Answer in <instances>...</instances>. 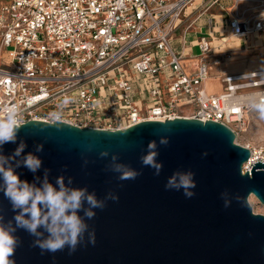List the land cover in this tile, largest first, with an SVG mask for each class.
Wrapping results in <instances>:
<instances>
[{"label":"built area","instance_id":"obj_1","mask_svg":"<svg viewBox=\"0 0 264 264\" xmlns=\"http://www.w3.org/2000/svg\"><path fill=\"white\" fill-rule=\"evenodd\" d=\"M192 1L0 0V112L15 104L24 123L106 130L197 118L225 124L237 137L264 96V70L225 73L223 91L208 93L209 43L201 39L189 69L172 43ZM229 27L236 37L264 31V0L251 18L235 13ZM230 58L221 51L215 63ZM240 145L250 150L243 172L264 162V147Z\"/></svg>","mask_w":264,"mask_h":264},{"label":"water","instance_id":"obj_2","mask_svg":"<svg viewBox=\"0 0 264 264\" xmlns=\"http://www.w3.org/2000/svg\"><path fill=\"white\" fill-rule=\"evenodd\" d=\"M161 136L168 138V145L159 144ZM21 141L27 145L22 155L31 152L42 160L35 174L25 167L16 169L22 180L31 183L35 175L42 181L47 169L54 185L58 176L63 175L66 184L71 176L72 187H87L98 199L112 192L118 200L94 209L95 217L86 222L95 244L86 233L71 255L67 248L42 254L32 246L34 238L18 229L15 264H264V213L254 212L249 201L253 195L264 205V162H254L243 172L250 150L236 143L229 126L177 117L106 130L29 120L16 143L4 144L0 152L11 155ZM150 141L157 142L156 160L162 164L158 176L140 159ZM38 144H43L42 152H36ZM102 151L109 155L101 157ZM113 155L118 156L115 163L140 174L119 180L108 170ZM176 171L194 173L191 198L183 189L166 190ZM0 215L5 222L14 215L2 192Z\"/></svg>","mask_w":264,"mask_h":264},{"label":"clouds","instance_id":"obj_3","mask_svg":"<svg viewBox=\"0 0 264 264\" xmlns=\"http://www.w3.org/2000/svg\"><path fill=\"white\" fill-rule=\"evenodd\" d=\"M251 107L264 118V96L255 100ZM23 123L18 105L10 104L0 112V148L6 143H16ZM168 143L166 136L160 137V145L166 146ZM26 146L21 141L11 155L6 156L0 152V192L9 201L14 213L12 219L7 222L4 221L3 215H0V264H15L12 257L20 243L15 235L18 229L26 231L34 238L32 246L38 247L42 254L56 253L67 248L71 255L84 241L86 233L88 242L94 245L95 235L94 232H89L86 221L95 217L94 209H104L107 200H118V196L112 192L107 193L103 199H98L94 192L88 191L87 187H72L71 176L67 178V184L63 175L58 176L54 185L48 180L47 169L42 181L35 175L31 183L22 180L16 169L25 167L35 174L42 167L39 156L31 152L22 155ZM42 151L43 144L36 145V152ZM108 155L107 151L100 153L101 157ZM157 156V142L150 141L147 144L146 154L140 159L142 165L155 169L154 174L158 176L162 164L157 162ZM117 159L118 156H112L113 163L108 166V170L117 173L119 180H134L140 174L128 165L115 163ZM195 187L194 173L191 171H176L165 184L166 190L183 189L184 195L188 198L194 196L195 193L191 189ZM221 195L225 198L226 193ZM224 206H229L227 199ZM81 212L83 215L80 214Z\"/></svg>","mask_w":264,"mask_h":264},{"label":"crops","instance_id":"obj_4","mask_svg":"<svg viewBox=\"0 0 264 264\" xmlns=\"http://www.w3.org/2000/svg\"><path fill=\"white\" fill-rule=\"evenodd\" d=\"M259 0H193L183 11L172 34V43L184 54V64L197 59L201 39L212 50L209 78L205 83L208 93L223 91L221 76L227 73H243L264 70V31H256L245 37L233 36L229 20L235 13L251 18L258 11ZM221 51L231 58L216 64Z\"/></svg>","mask_w":264,"mask_h":264},{"label":"rangeland","instance_id":"obj_5","mask_svg":"<svg viewBox=\"0 0 264 264\" xmlns=\"http://www.w3.org/2000/svg\"><path fill=\"white\" fill-rule=\"evenodd\" d=\"M164 91L166 85L163 84ZM167 97L164 98V101ZM236 141L240 144H250L251 146L264 147V118L254 108H250L247 112L245 123L242 130L239 131ZM252 209L256 213H264V205L258 199L251 195L249 198Z\"/></svg>","mask_w":264,"mask_h":264}]
</instances>
